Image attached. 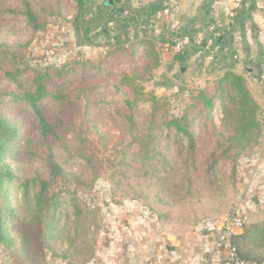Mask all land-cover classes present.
I'll return each instance as SVG.
<instances>
[{"label":"rangeland","instance_id":"1","mask_svg":"<svg viewBox=\"0 0 264 264\" xmlns=\"http://www.w3.org/2000/svg\"><path fill=\"white\" fill-rule=\"evenodd\" d=\"M91 3L87 2L86 12ZM27 11L33 12L37 20L29 22L23 15ZM92 16L83 19L87 29L91 28L88 24ZM157 21L153 36L137 25L134 31L135 27L125 24L121 35L115 31L106 36L76 27V7L68 0H0V79L7 71L32 69L26 78L45 77L65 101L63 107L50 98L44 102L45 116L56 126L58 135V139L49 137L47 141L28 105L11 102V98L7 103L0 101V107L19 123L21 136L32 141L31 149L22 148L18 157L16 146L15 156L7 161L19 163L29 177L43 174L51 184V193L63 194L59 206L48 212L47 222L41 227L37 222L32 224L35 214L30 205L28 210L22 208L23 193L11 188L10 201L18 216L7 221L1 207L0 216L7 224L5 234L17 236L21 226L18 217L22 214L34 231L42 228L43 244L40 250L31 242L30 252L25 251L20 237L13 246L6 234V240H0V264H92L97 251L109 245L110 237H125L121 230L147 225L150 233L187 237L205 221L218 220L237 208H250L259 204V198L264 201V134L258 146L234 149L231 158L220 162L217 176L209 173L208 158L223 138L203 136L192 158H180L181 170L176 174L178 147L174 148L167 132L161 130L160 120L155 123L149 116L151 103L135 109L132 119L119 114L130 113L126 96L124 90L111 87L108 81L119 82L124 73L133 76L135 72L124 54L110 52L117 41L136 37L156 41L159 69L138 75L131 85L153 94L161 115L183 116L193 96L211 90L224 76L225 72L219 73V57L213 58L214 54L203 50L201 43L193 47L192 55L187 56L188 49L183 52L185 61H177L175 41L183 35ZM103 60L105 67H101ZM249 68L244 67L247 76ZM1 86L0 93L14 87ZM248 87L261 108L264 125V89L254 81ZM217 107L213 120L220 127L222 115ZM50 148L59 149L57 160L68 172L65 179H53L43 163ZM72 200H77L78 209ZM2 201L0 194V204ZM166 214L171 220L162 225L160 217ZM67 215L70 220L65 219Z\"/></svg>","mask_w":264,"mask_h":264},{"label":"trees","instance_id":"2","mask_svg":"<svg viewBox=\"0 0 264 264\" xmlns=\"http://www.w3.org/2000/svg\"><path fill=\"white\" fill-rule=\"evenodd\" d=\"M68 1L76 7L75 26L79 28L85 27L83 25V19L87 18V14L93 8V4H91L89 11L86 12L89 7H86L87 2L94 1ZM160 8V6L154 5L152 7V14H156ZM23 15L31 23L37 20L31 11L29 14L27 11ZM107 17L108 13L100 12V14L94 17L92 22H89L88 25H91V28L87 29L85 27V30L99 31L106 36L112 32L119 31V35H121L123 25H129V22L124 19L113 20ZM109 23L114 24L113 28L108 27ZM36 27L40 28L41 26L37 25ZM191 34L186 33L184 35H189L192 41H194V35ZM208 38L214 40V35ZM224 39L225 36L223 38H216L214 45H222ZM165 41L170 43L169 40ZM206 42L207 39L204 40L203 44ZM203 44L200 47H203ZM156 45V41L150 37H136L130 41H117L114 45H111L114 48H111L110 52L117 51L124 54L130 60V66L135 72L133 76L129 73H124L122 75V81L114 83L113 81H108L111 87L120 91L124 90V95L126 96L125 103L129 107L130 113L126 115L119 112V114L132 119L135 116V109L139 110V106L143 103H151L149 116L155 123H158L157 119L160 120L158 125H160L161 130L167 132L166 137L173 141V147H178L175 154L177 161L176 174H179L181 170V166L178 168V165L181 163L180 158H192L204 138L208 139L210 134L218 138H223V142L215 146L210 158H208V171L213 176H217L220 162L231 158V152L234 149L242 147L244 150L251 144L254 146L260 144L264 134V125L260 120L261 108L251 94L246 78L236 73L232 68H228L224 76L211 90L204 89L198 95L192 97L190 105L183 116L177 118L174 116L168 117L165 114L161 115L159 113L160 111H158L160 108L158 106V99L151 93L143 92L142 88L131 85L133 79L139 78L138 75L141 77L143 74H149L159 69L160 56ZM184 57L185 53H179L175 56L176 60L180 62L183 61ZM13 59H16V55H14ZM105 65L106 60H103L101 67H105ZM97 68L99 67L97 66ZM28 70L32 69H25L22 72L16 70L14 72L7 71L3 73L0 79V86L2 85V88L7 85L14 87L11 90L0 93V101L4 102L5 100L4 103H7L11 98V102H20L28 105V108H31L36 115L38 127L43 139L45 141L49 137L58 139L56 126L51 124L45 116L44 102L50 98L63 107L65 104L63 95L54 89L45 77L33 78V80L26 78L25 75L28 74ZM102 73H107L108 75V72L102 71ZM216 105H218L217 109H219V113L222 115L220 127L213 120V110ZM72 133H75V130H72ZM16 146H18L16 150V153H18L16 157H18L22 148L31 149L32 141L30 142L25 135L21 136L19 123L16 121V118L10 117L7 109L0 107V194L4 201H2L3 204H0V209L1 207L5 209L7 221L15 220L16 216H18L10 201L11 188L15 187L17 191L23 193L22 208L24 207V211L25 209L28 210V205H30L31 213L35 214L32 224L37 222L38 226L42 227V224L45 221L47 222L48 212L50 213L53 207H57L61 203L63 194L61 192L51 193V184L44 178L43 174L37 172L35 176L29 177L24 174L19 163L13 162L10 164L7 161L11 156H15L14 148ZM58 150L56 148H50L49 154L43 158V163L53 179L58 177L65 179L68 172L65 170L63 164L57 160ZM14 163L16 164L14 165ZM72 203L73 207L78 209L77 200H72ZM165 205L169 204L165 203ZM19 219H21V226L18 228L17 236L13 237L6 232L10 237L7 238L3 229L4 227L5 229L7 228V224L5 226V218L0 216V240L4 241L7 238L10 240V244L14 246L18 242V237H20L25 251L30 248L31 242L34 243L37 249L41 250L43 244L41 241L43 234L42 228L39 227L38 231H34L32 224H26L27 217L22 216V214L21 216L19 215ZM65 219L70 220V215L65 216ZM170 220V214H166L163 218L160 217L162 225H165ZM212 222L205 221L204 224ZM232 244L237 249V257L239 260L253 264H264V211L249 214L247 224L243 227L241 233L232 238ZM36 248H34L35 253L38 251ZM28 251L30 252V250Z\"/></svg>","mask_w":264,"mask_h":264},{"label":"crops","instance_id":"3","mask_svg":"<svg viewBox=\"0 0 264 264\" xmlns=\"http://www.w3.org/2000/svg\"><path fill=\"white\" fill-rule=\"evenodd\" d=\"M98 1L91 3L93 8L88 17L108 13L107 18L127 20L130 28L137 25L146 29L143 32L151 34L149 36H153L157 20L170 31H178L176 34L192 33L194 41L188 56L194 53L196 44L202 45L207 39L201 48L208 53L211 51L213 58L219 57L222 65L219 73L232 68L243 75L248 84L254 81L263 91L264 0H120L110 6L109 1ZM154 5L161 8L153 15ZM213 35L214 40L208 38ZM224 36L223 44L215 46V39ZM245 66L250 67L248 76L243 72ZM258 203L242 209L250 214L264 211V201L259 198ZM225 216L196 228L187 237L159 231L150 233L147 225L121 230L125 237H110L109 245L97 251L92 264H226V253L218 245ZM117 229L120 231L119 226Z\"/></svg>","mask_w":264,"mask_h":264},{"label":"built area","instance_id":"4","mask_svg":"<svg viewBox=\"0 0 264 264\" xmlns=\"http://www.w3.org/2000/svg\"><path fill=\"white\" fill-rule=\"evenodd\" d=\"M191 44L192 39L188 35H183L175 41L174 50L176 53H183ZM249 214L250 213L244 209L237 208L232 210L231 213L227 214L223 219L222 230L218 237V245L226 253V264H253L239 260L237 257V249L232 244V238L237 235L239 231L242 232L243 227L247 224Z\"/></svg>","mask_w":264,"mask_h":264},{"label":"water","instance_id":"5","mask_svg":"<svg viewBox=\"0 0 264 264\" xmlns=\"http://www.w3.org/2000/svg\"><path fill=\"white\" fill-rule=\"evenodd\" d=\"M116 2H120V0H109V4L114 5ZM186 58H183V61H185Z\"/></svg>","mask_w":264,"mask_h":264}]
</instances>
